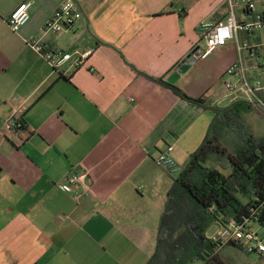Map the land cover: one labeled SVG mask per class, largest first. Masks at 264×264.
<instances>
[{"label":"crops","instance_id":"0c3cea01","mask_svg":"<svg viewBox=\"0 0 264 264\" xmlns=\"http://www.w3.org/2000/svg\"><path fill=\"white\" fill-rule=\"evenodd\" d=\"M25 1L30 21L13 32L9 18ZM65 1L0 0V128L12 118L25 125L19 136L0 132V264H147L176 178L155 159L173 146L183 165L213 114L138 72L168 79L192 54L173 85L226 107L237 101L222 83L236 48L193 54L207 20L191 19L185 0H74L82 18L45 31ZM204 12L226 18L227 0H210ZM34 42L56 54L52 62ZM82 167L91 190L62 191L69 171Z\"/></svg>","mask_w":264,"mask_h":264},{"label":"trees","instance_id":"16d2710c","mask_svg":"<svg viewBox=\"0 0 264 264\" xmlns=\"http://www.w3.org/2000/svg\"><path fill=\"white\" fill-rule=\"evenodd\" d=\"M138 73L213 114L201 145L172 178L147 264H236L235 256L249 258L235 243L217 248L209 233L231 219L264 231V137L247 120L251 114L264 117V111L243 100L219 107L206 95L190 97L166 76Z\"/></svg>","mask_w":264,"mask_h":264},{"label":"built area","instance_id":"2783aa9c","mask_svg":"<svg viewBox=\"0 0 264 264\" xmlns=\"http://www.w3.org/2000/svg\"><path fill=\"white\" fill-rule=\"evenodd\" d=\"M258 5L262 10L258 9ZM228 15L218 21H206L199 24L198 30L206 43L200 59H205L219 48L234 43L237 57L234 63L226 68L222 76L225 92L243 100L264 111V0H227ZM32 2L20 3L9 18V26L13 32L20 31L30 21ZM243 18L239 19L238 11ZM82 18L79 4L74 0H66L46 22L44 30L61 33L70 29ZM242 34L247 39H242ZM38 53L53 61L56 54L46 52L47 45L32 43ZM91 51L82 54L78 65H83ZM24 132L20 118L8 120L3 127V136H19ZM156 165L169 175L180 174L183 165L174 158V147L167 146L155 159ZM89 172L84 167L74 168L66 176L59 188L71 192L81 187L83 193H88L91 186L88 182ZM214 242L221 248L229 243L239 245L246 253L264 257V231L249 226L245 221L240 224L235 219L229 220L225 227L218 228L212 236Z\"/></svg>","mask_w":264,"mask_h":264},{"label":"rangeland","instance_id":"374dc122","mask_svg":"<svg viewBox=\"0 0 264 264\" xmlns=\"http://www.w3.org/2000/svg\"><path fill=\"white\" fill-rule=\"evenodd\" d=\"M209 1L210 0H205V2L198 3L196 0H185V1H183L184 2L183 6L187 10H191V12L194 14V16L191 18L194 21H199V20L213 21L214 20L213 17H210L207 13L204 12V9L207 7ZM202 22H206V21H202ZM197 47L200 48L199 53H201V54H202V50L206 49V43L202 37L201 32H200L199 43H198ZM210 60L214 61L215 64L218 63L217 62L218 58L216 56H212ZM247 120L253 126L255 131L260 136L264 137V121L260 120V119L256 120V119H254V117L252 115H247ZM4 123L2 124V126L0 128V132H1V130H3ZM178 176H179V174L174 175V177H178ZM217 231H218V228L213 227L210 230L209 234L213 235ZM259 258L260 257L257 255H250L249 258H246L245 256L242 255V256H238V257L235 256L234 259L236 261V264H264V258H261V259H259Z\"/></svg>","mask_w":264,"mask_h":264},{"label":"water","instance_id":"95a60500","mask_svg":"<svg viewBox=\"0 0 264 264\" xmlns=\"http://www.w3.org/2000/svg\"><path fill=\"white\" fill-rule=\"evenodd\" d=\"M198 51V53L200 52V48H196L195 49V51H193V54L195 53V52H197ZM200 54V56H201V53H199ZM192 58V54L191 55H189V57L185 60V61H183V63L179 66V67H177V71L176 72H174L168 79H167V82L169 83V84H175L176 82H177V80L180 78V76L181 75H183V74H185V72H187V70L188 69H190L191 67H192V65L195 63V60H192V61H188L189 59H191Z\"/></svg>","mask_w":264,"mask_h":264}]
</instances>
